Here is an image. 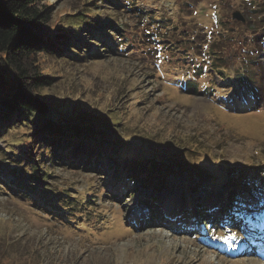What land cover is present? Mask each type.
Instances as JSON below:
<instances>
[{
	"label": "rangeland",
	"instance_id": "obj_1",
	"mask_svg": "<svg viewBox=\"0 0 264 264\" xmlns=\"http://www.w3.org/2000/svg\"><path fill=\"white\" fill-rule=\"evenodd\" d=\"M144 1L163 6L165 13L167 10L174 16L170 20L179 21L181 29L196 31L199 43L220 41L221 36L231 34V29L243 23L232 15L237 12L244 17L243 25L249 32H237V38L229 42L227 72L232 75L240 62L246 63L244 58H249L248 64L260 59L262 63L252 75L255 84L260 85V96L240 107L245 99L240 97L239 103L235 98L238 92L229 93L230 89L222 85L221 74L209 67L200 80H195L196 84L205 85L199 86L196 94L187 93L188 87H181L175 79L176 71L188 67L189 60L173 59L177 53L170 58V53L161 49L158 67L154 54L144 53L136 43L131 44L133 51L126 52L122 47L121 55L100 52L103 49L98 45L99 56L84 55L79 60L74 55L38 53L35 60L40 72L54 77L51 86L38 91L51 113L85 119L93 114L110 119L119 115L118 127L111 128L127 143L126 147L136 153L141 148L151 158L150 151L175 157L181 154V146H188L184 145L188 140L194 141L191 145L196 144L198 151H205L188 158L193 173H180L174 166L175 171L166 178L167 186L154 194L146 188L135 195L125 190L118 193L117 186L108 183L111 175L106 172L47 165L48 160L41 165L40 160H35L39 170H44V164L49 170L41 189L55 196H74L77 206L62 219L46 210L50 209L45 204L49 198L43 197V191L32 190L28 198H22L4 184L13 179L9 170L21 166L10 160H14L10 157L14 146L20 148L30 138L32 127L25 122L26 125L11 130L2 128L0 264H264V188L252 187V194L249 192L262 168L259 172L253 169L264 163V23L258 19L264 11L257 16L249 12L253 4L248 2L255 3L254 0H136L139 5ZM95 3L96 13L105 22L112 19L133 31H143L145 23L141 24L137 15L129 11L127 0H122L125 5L119 9L103 0H42L40 4L51 11L45 35L54 36L57 29L63 28L75 36L80 31L72 28L73 24L78 26L76 15L95 13ZM260 4L264 10V0ZM212 13L218 15V22H212ZM193 22L195 30L191 29ZM245 47L253 51H243ZM259 49L261 54L255 51ZM197 52L204 58L200 47ZM205 58L208 59L207 54ZM209 84L217 86L211 89ZM33 120L40 123L35 115L28 119L32 123ZM185 156L189 152L183 149L180 159ZM196 160L204 166L202 172L196 173ZM241 173L248 177L234 182L233 178ZM233 187L239 190L231 210L237 221L232 216L224 221L220 214L230 204L228 197ZM146 195L153 196V208L160 211V222L148 224L150 211L142 200ZM84 198L85 202L78 206ZM197 205L203 207L205 214L215 213L219 218L211 226L204 218L203 224L210 229L204 237H200L203 227L192 231V221L188 219L200 214ZM180 222H186L187 228H180ZM255 228L258 230L254 234Z\"/></svg>",
	"mask_w": 264,
	"mask_h": 264
},
{
	"label": "trees",
	"instance_id": "obj_2",
	"mask_svg": "<svg viewBox=\"0 0 264 264\" xmlns=\"http://www.w3.org/2000/svg\"><path fill=\"white\" fill-rule=\"evenodd\" d=\"M41 1L0 0V133L2 128L11 130L16 126L26 125L25 122L31 125L30 138L25 140L20 148L19 145L14 146V150L10 155L14 158V160L10 159L11 161H17L21 164L20 169L9 170L13 179L8 183L4 182V184L8 185L7 187L11 193L23 195L22 198H28L32 190L43 191V197L49 198L48 203L45 204L49 205L50 209L46 210L51 212V215L55 218L64 219V214L75 209L77 205L73 203L74 196L72 194L55 196L40 188L45 179L49 177V170L46 167L51 163L66 165L72 169L82 168L87 172L95 171L103 174L106 172L111 175L108 183L117 186L118 193L125 190L129 194L135 195L141 188H146L154 194L161 192L167 186L166 178L175 171L174 166L177 167L176 170L180 173L192 170L191 166L188 165V158L200 155L205 150L198 151L196 144L191 145L194 141L188 140L192 138H187L189 142L184 145L188 146L180 147L181 154H177L175 157H163L150 151L149 154L153 155L151 158L141 148L139 153H136L135 149L126 147L127 143L121 136H118L115 129L111 128V126L118 127L119 119H121L119 115L110 119L93 114L89 119H85L79 116L74 117L56 113V111L54 114L51 113L50 110L52 109L39 97L38 91L43 87L51 86L54 77L40 72L35 60L38 53H53L57 56L60 54L74 55V58L79 60L84 55L99 56V49L96 50L98 45L103 49L100 52L105 54L106 52H112L121 55L123 50L120 49L122 47L126 48V52L133 51L131 44L136 43L144 53H149L150 56L154 54L156 57V59L154 58L155 65L158 67H160L162 61L160 59L161 49H164L166 53H170V58L177 53L178 56L173 59L178 57L182 61L186 60L187 62L189 60L191 63L188 64V67L176 71L175 79L178 80L176 83L181 87L185 89L188 87L186 89L187 93L196 94L199 86L205 85V83L202 85L196 84L195 80H200L209 67L210 71L221 74L222 85L230 89L229 93L236 94L238 92L235 98L239 99V103L241 101L240 97L245 99L240 107L260 96L258 92L260 85L257 86L252 77L255 69L262 63L260 59H252V63L248 64L249 58H244L243 60L246 63L240 62V66L232 75H228L227 72L230 55L229 52L226 54V49L230 44L229 42H233L237 38L238 33L249 32L248 29L246 30L247 27L243 25L245 22L237 25L236 29H231V34H224L225 39L221 36L220 41L214 40L208 43L205 40L199 43V34L196 31L190 32V30L181 29L179 21L177 19L170 20L174 16L170 15L167 10L165 13L163 6L158 4L152 6L147 1L139 5L136 0H131L132 3L127 0L129 11L137 15V20L141 24L145 23V27L142 28L143 31L141 32L137 29L133 31L124 23H119L116 20L110 19L108 21L107 19V22H105L101 15L96 13L98 6L95 3L93 5L95 13L76 15L75 20H77L78 26L73 24L72 28L80 31L75 33V36H72L73 32L71 30H64L63 28L57 29L54 36H47L45 35V24L49 22L51 11L49 7L41 5ZM103 1L104 3L113 4L115 9L125 5L122 0ZM254 1L255 3L248 2L250 5L253 4V8H250L249 12L257 16V13L264 11L262 9L263 5L260 4L261 0ZM216 9L217 6L214 7V10ZM262 13L258 19L264 23V12ZM212 18H214L212 22H218V15L215 13H212ZM262 25L264 26V24ZM191 29L195 30L194 22ZM178 34L179 37L176 38ZM70 47H73L75 51H71ZM199 47L203 51L204 58H200L199 54H195ZM243 51L250 52L253 50L245 47ZM255 51L261 54V49ZM75 53H79V55L75 56ZM206 54L208 55L207 60L205 58ZM198 59L199 62H197ZM183 69L184 72L181 74L180 72ZM9 74L11 76L8 77ZM163 75L161 74V77ZM214 86H217V84H209L208 88L214 89ZM34 115L37 122H40L39 124L34 120L33 123L32 120L28 121ZM183 149L189 152V156L180 159ZM35 155L38 156L36 159ZM145 156L150 159L145 160ZM35 160H40L41 165L46 160L50 163L44 164V170H39ZM106 160L109 164H106ZM194 168L197 169L196 173L204 170V166H200L198 160L195 161ZM258 169H261V173L256 178V185H251L249 188L251 194L252 187L264 188V163L253 170L259 172ZM193 172L192 170L191 173ZM40 176H43V178ZM247 177L248 174L241 173L233 179L234 182H237ZM2 180L0 173V182ZM231 191L230 197H228L230 204L225 210L221 211L220 217L231 215V210L234 207H232L234 196L239 190L233 187V191ZM150 196L146 195L142 199L150 211L149 225L160 222L161 218L158 208H153L155 204L152 202L153 196ZM231 199L233 200L231 201ZM85 200L84 198L81 203L79 201L78 206H81ZM197 208L200 210V214L192 215L189 218L196 220L197 217L206 216L205 218L209 223L218 222L219 218L216 219L218 216L215 213H212L214 215L205 214L201 205H197ZM75 213H79V211ZM75 215L73 214L72 217H75Z\"/></svg>",
	"mask_w": 264,
	"mask_h": 264
},
{
	"label": "water",
	"instance_id": "obj_3",
	"mask_svg": "<svg viewBox=\"0 0 264 264\" xmlns=\"http://www.w3.org/2000/svg\"><path fill=\"white\" fill-rule=\"evenodd\" d=\"M233 18H236V19H238V20H241L243 23L245 22V18L244 17H242L239 13H234L233 15Z\"/></svg>",
	"mask_w": 264,
	"mask_h": 264
},
{
	"label": "snow or ice",
	"instance_id": "obj_4",
	"mask_svg": "<svg viewBox=\"0 0 264 264\" xmlns=\"http://www.w3.org/2000/svg\"><path fill=\"white\" fill-rule=\"evenodd\" d=\"M252 197H251V195H249V199H251ZM217 238H219V237H217Z\"/></svg>",
	"mask_w": 264,
	"mask_h": 264
}]
</instances>
